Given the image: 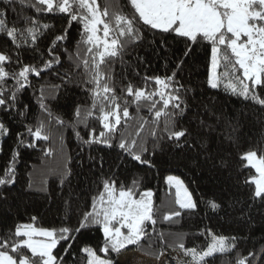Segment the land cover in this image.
Masks as SVG:
<instances>
[{"label": "snow or ice", "instance_id": "snow-or-ice-1", "mask_svg": "<svg viewBox=\"0 0 264 264\" xmlns=\"http://www.w3.org/2000/svg\"><path fill=\"white\" fill-rule=\"evenodd\" d=\"M111 7L108 3L102 5L99 0L0 2V38L5 41L0 46V116L4 117L0 119V137L12 133L9 122L17 121L23 127V131L15 133L16 147L11 149L8 164L0 168V201H7L4 192L17 183L16 164L20 149H36L38 141H48L53 122L60 128H71L81 146L118 148L131 161L151 168L154 167L151 160L144 158L149 152L146 142L130 139L120 132L121 127L127 128L128 121L138 119L136 137H139L150 119L149 135L154 147L166 140L194 152L195 161L203 154V161H212L214 168L232 169L231 153L210 151L206 137L214 129L208 122L214 118L212 110L195 104V96H189L192 89L177 76L193 46L207 42L211 53L206 84L217 89L225 81V88L232 95L264 110V0H127V12L110 10ZM57 17L65 21V26L59 30H55V25L43 22ZM73 25L79 26L80 39L75 49L69 51L62 45L69 41ZM142 29L162 37L159 40L161 46L166 47V37L172 35L173 39L183 41L185 48L170 74L146 75L142 78L143 87L128 81L119 86L118 94L111 64L116 60L126 63L123 58L129 54V49L134 50L144 40ZM42 42H46L44 47H41ZM25 53L36 62H24ZM64 55H67L72 71L61 75L57 68L62 66ZM135 62H143V58L136 56ZM222 66L223 72L219 71ZM54 71L61 79V85L47 88V95L46 86L40 85L38 106L41 115L32 123H26L31 107L24 103V93L33 87V79H43L42 74ZM149 83L155 86L151 90L147 87ZM69 85L82 91L84 101L75 104L72 120L66 121L53 112L50 102L58 98L61 87ZM130 105H135L137 117L130 114ZM143 108L149 112V118L139 117ZM189 112L193 113L189 126H182L180 122ZM94 123L98 124L99 131ZM81 125L87 129V139L78 130ZM228 126L230 143L239 147L234 135L236 126L231 122ZM42 151L45 155L51 154L50 149ZM236 161L241 168L254 170L243 181L250 191L249 200L244 202L247 208H236L242 216H247L248 209L257 204L264 206V147L258 142L257 147L239 152ZM99 166L103 167L102 158ZM72 175L67 167L59 173L62 189L70 185ZM165 180L169 188L174 189V207L163 216L165 221L172 222L185 213H195L201 203L213 214L224 208L222 198L195 199L188 185L178 176L168 175ZM141 181L142 178H133L130 185H118L115 173L103 176L102 190L92 197L91 210L82 213L74 227H38V218L33 215L29 222L15 223L0 230V264H67V258L75 255L72 249L82 231H91L97 225L103 234L102 246L98 250L88 244L78 248L86 258V264H117L112 254L118 256L129 246L142 247L143 241H149L151 246L157 224L154 193L151 189L138 191ZM31 188L29 183L28 189ZM41 191L49 198L53 196L47 189ZM239 203L235 201L232 206L235 208ZM65 204L69 205V201L65 200ZM247 218L251 220L250 216ZM207 233L210 242L201 249L186 247L181 238L176 247L190 260L180 264H211L217 254L231 253L240 243V238L235 235H218L210 228ZM160 236L162 238L163 234ZM58 247L63 249V254H57ZM98 251L104 255H99ZM163 255L164 251H160L157 259ZM235 264H264V246L248 251L247 255L238 253Z\"/></svg>", "mask_w": 264, "mask_h": 264}, {"label": "trees", "instance_id": "trees-1", "mask_svg": "<svg viewBox=\"0 0 264 264\" xmlns=\"http://www.w3.org/2000/svg\"><path fill=\"white\" fill-rule=\"evenodd\" d=\"M99 2L102 5L110 4L112 6L110 10L128 11L127 0H99ZM9 19H13L12 15ZM43 22L55 25V30L65 26V21L60 17L49 18ZM142 32L144 40L134 50L129 49V54L123 58L126 63L121 64L119 60H116L111 64L118 86V94L119 86L127 84L128 81L143 87L142 78L146 75L170 74L175 68L178 57L182 56L185 48L183 41H178L173 39L172 35H168L165 47L159 44L162 37L158 34L154 35L148 29H142ZM79 39V26L73 25L70 30V39L62 47L73 51ZM153 40L156 43H152ZM45 43L42 42L41 47H44ZM4 44V39L0 38V46ZM210 53L211 47L207 42L193 46V51L185 59L183 70L178 73L177 79L192 89L189 96H195V104L207 106L212 110L214 118L208 122L214 126V129L206 139L211 152L221 151L224 154H232L233 167L230 171L214 168L212 161L205 163L203 154L199 161H195L194 152L187 148H178L166 140L154 147L149 135L152 128L150 119L139 137H136L138 119L128 121L127 128L121 127L120 132L128 135L130 139L136 138L138 141L146 142L149 152L144 155V158L151 160L154 165L151 168L131 161L130 157L121 154L118 148L109 149L100 145H94L91 148L81 146V141L77 139L71 128H60L53 122L48 141H38L39 146L36 149H20L21 154L16 164L17 183L4 192L7 201H0V230H6L15 223L29 222V218L33 215L38 218V227H74L82 213L91 210L92 197L102 190L101 178L115 173L118 185H130L133 178H142L138 191L145 189L153 191L157 220L155 234L151 236V246H149V241H143L142 247L129 246L118 256L112 254L117 264H133L131 261L120 258L130 251L142 253L150 259H157V254L164 251V255L159 258L160 260L164 258V264H179L175 253L183 257L185 262L189 261L190 257H185L176 245L183 238L186 247H197L198 249L205 247L211 239L207 233L209 228L218 235H235L240 238L236 250L228 254H217L211 259V264H235L238 253L247 255L248 251L259 250L264 246V206L257 204L247 210V216H250L251 220L236 211V208L241 206L247 208L244 202L249 200L250 191L244 186L243 181L254 173L252 169L241 168L236 161V156L241 151L257 147L258 142L260 147H264V110L232 95L225 88V81H222L217 89H211L206 84ZM136 56L142 57L143 62H135ZM23 58L26 63L36 62L30 60L29 53H25ZM62 62V66L57 68L61 75L66 71H72L67 55L62 56ZM219 71H224L223 66ZM42 76L43 79H33V87L24 93V103L30 104L31 107L26 123H32L41 115L38 106L40 85L46 86V95L48 94L47 88L61 85V79L57 78L55 71L44 73ZM147 87L151 90L155 86L149 83ZM83 101L82 91L69 85L67 88L61 87L58 98L50 102V107L55 114L60 115L66 121H71L75 104ZM129 111L133 117H137L135 105H130ZM138 115L144 118L150 117L146 108L141 109ZM192 115L193 113L189 112L180 122L181 125L189 126L188 121ZM2 118L4 117L0 116V119ZM229 122L236 126L234 135L239 147L231 144L228 139L231 132ZM9 123L12 133L6 137H0V146L3 147V151L0 152V168L8 164L11 149L16 147L15 133L23 131L19 122ZM93 126L99 131L98 124L94 123ZM78 130L81 136L87 139V129L81 125ZM42 149H50L51 154L45 155ZM101 158L103 159L102 168L99 166ZM65 167L70 169L73 175L70 185H65L62 189L59 173ZM168 175L183 179L198 201L202 198H222L224 208L213 214L201 203L197 212L185 213L181 218L172 222L165 221L163 216L174 207V189H170L165 180ZM29 183L32 184L31 189H28ZM41 189H47L53 196L49 198ZM61 192H63L62 196L59 195ZM65 200L69 201V205L65 204ZM235 201L240 203L234 208L232 205ZM99 228L100 226L97 225L91 231H82L72 249L75 255L67 258V264H86V258L82 257L78 248L88 244L98 250L103 241V234ZM151 231L150 227L149 232ZM57 254H63V249L58 247ZM98 254L104 255L99 251Z\"/></svg>", "mask_w": 264, "mask_h": 264}, {"label": "rangeland", "instance_id": "rangeland-1", "mask_svg": "<svg viewBox=\"0 0 264 264\" xmlns=\"http://www.w3.org/2000/svg\"><path fill=\"white\" fill-rule=\"evenodd\" d=\"M176 256L177 262L180 264V262H185L183 257L179 256L177 253L174 254ZM121 260H128L131 261L133 264H164V258L163 260L158 259H150L149 257H146L142 253H137L134 251H130L127 253H124L122 256H120ZM187 262V261H186Z\"/></svg>", "mask_w": 264, "mask_h": 264}]
</instances>
